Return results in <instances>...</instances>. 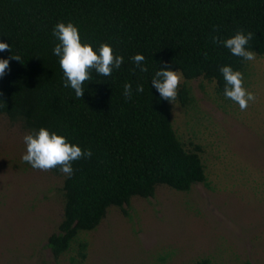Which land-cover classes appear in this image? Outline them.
Listing matches in <instances>:
<instances>
[{"label":"trees","instance_id":"16d2710c","mask_svg":"<svg viewBox=\"0 0 264 264\" xmlns=\"http://www.w3.org/2000/svg\"><path fill=\"white\" fill-rule=\"evenodd\" d=\"M60 22L77 26L81 43L97 55L106 43L124 58L111 76L92 70L82 98L64 87L53 54L59 40L52 31ZM237 31L253 33L246 47L264 56V0H0V42L12 50L0 51V59L21 58L9 60L0 78V117L21 123L28 133L43 127L92 152L72 163L70 178L50 170L63 177L62 217L47 237L56 264L73 246L70 261H84L87 242L80 234L96 228L109 207L126 213L132 197H151L159 185L187 191L208 184L201 146L179 138L171 103L151 79L160 68L180 71L186 82L179 85L177 101L183 107L193 101L187 81L198 77L213 81L215 92L225 97L219 69L230 66L244 76L247 61L212 37L225 40ZM136 54L145 57L147 72L132 62ZM125 83L132 86L131 98L123 95ZM209 262L202 257L185 264Z\"/></svg>","mask_w":264,"mask_h":264},{"label":"rangeland","instance_id":"374dc122","mask_svg":"<svg viewBox=\"0 0 264 264\" xmlns=\"http://www.w3.org/2000/svg\"><path fill=\"white\" fill-rule=\"evenodd\" d=\"M243 86L256 96L245 111L215 92L214 82L188 80L193 101L171 103L179 138L201 146L208 184L187 191L159 185L153 196H134L126 213L108 208L80 238L79 264H264V56L247 61ZM186 82L182 78L181 83ZM19 122L0 117V264H56L47 237L62 217L63 177L33 169ZM75 247L58 264H75Z\"/></svg>","mask_w":264,"mask_h":264},{"label":"clouds","instance_id":"9594fccd","mask_svg":"<svg viewBox=\"0 0 264 264\" xmlns=\"http://www.w3.org/2000/svg\"><path fill=\"white\" fill-rule=\"evenodd\" d=\"M52 35L59 40L53 48V54L59 57V66L63 70L64 87L74 90L76 98L84 96L83 85L85 81L92 79L91 72L94 70L98 75L111 76L113 69H119L124 62L123 56L114 55L113 49L108 44H101L99 55L93 50L90 44L81 43L79 30L73 23H57L52 31ZM253 38V33L246 35L243 31H237L235 35L225 40L219 36H213L214 44H221L230 50L231 54L246 61H253L256 53L247 49L249 41ZM0 51L12 52L7 43L0 42ZM19 55H11L8 59H0V78L9 69V60L20 61ZM132 62L141 72H147L144 66L145 57L136 54ZM219 71L225 81L224 96L239 105L241 111L247 110L249 103H254L256 96L243 86V74L234 71L230 66H222ZM180 71L160 68L151 79L152 86L158 91L163 100L173 103L177 100L178 89L182 80ZM143 86L137 85L136 91L143 92ZM123 95L126 98L132 96V86L130 83L124 84ZM26 145V153L22 156V161L27 162L33 169L49 171L59 169L66 177L70 178L74 172L72 163L81 158H90L91 150L83 151L79 146L70 144L66 138L50 133L45 128H40L38 132H31L23 136Z\"/></svg>","mask_w":264,"mask_h":264}]
</instances>
